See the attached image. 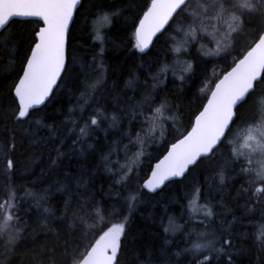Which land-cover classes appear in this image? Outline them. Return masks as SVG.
Here are the masks:
<instances>
[{
  "label": "snow or ice",
  "instance_id": "obj_1",
  "mask_svg": "<svg viewBox=\"0 0 264 264\" xmlns=\"http://www.w3.org/2000/svg\"><path fill=\"white\" fill-rule=\"evenodd\" d=\"M83 7L82 0H0V50L11 47L18 55L19 47L27 43L19 69L16 70L13 61L6 72L0 73V116L11 112L9 119L15 123L43 124L38 116L41 106L55 98L72 70L70 37ZM93 8L90 13L92 35L99 41L101 50L93 56V77L86 79L81 95L85 104L91 107L95 103L97 110L83 121V126L80 121H73V131L79 128V138L84 139L100 130L106 121L112 128H118L121 123L116 115L109 121L96 94L105 84L103 48L109 42L116 19L124 16L125 10L105 8L99 2ZM16 18L34 25L30 37L20 38L8 33L11 25L18 22ZM132 29L134 44L131 46L141 54V59L150 54L148 50L158 34L173 30L176 35L170 38L173 43L170 50L176 53V62L158 63L151 75V90L142 100L127 105L130 128L121 129L122 137L128 140L123 146L125 164L113 171L114 164H119V160H111L113 148L105 152L104 146L98 145L94 149L100 153L97 170L102 169L112 180L109 195L114 185L127 191L123 207L114 210L109 219L95 196L79 193L75 207L71 197L65 201L64 213L59 219L66 222L67 227L66 264H121L125 246L132 238L131 217L145 198L151 199L150 193L160 195L176 178L187 179L205 161L215 165L212 176L203 183L193 182L175 201L180 204L179 218L168 215L165 210L159 222L163 237L159 247L168 254L166 264H235L232 225L214 227L217 205L205 197V192L208 190L210 194L213 185L219 190L230 178L239 177L244 183L236 198L246 197V203L255 200L256 204L264 205V0H145L132 21ZM246 32L243 50L235 52L232 64L219 76L204 78L206 87H201L200 92L206 102L193 113L190 130L181 133L170 146L165 145L167 154L149 168L150 176L133 186L146 149L163 138L165 124L175 123L182 111L168 98L160 99L154 93L164 85L169 72L180 81V88L196 74V68L189 61H184L177 71L181 53L188 52L190 44L199 43L198 34L206 33L213 37L216 47L204 51L201 46L203 55L218 57L225 53L227 58L233 55L238 38ZM177 36L181 39L177 40ZM135 84L136 80L130 79L126 86L131 88ZM52 131L55 132V128ZM122 143V140L114 142L117 154ZM15 148L13 137L0 149L5 162L0 173L4 178V192L0 197V242L8 252L17 249L29 228L24 216L32 207L50 212L44 207L49 199L47 191L17 187L18 165L9 155ZM90 179L81 176L76 181L77 187L87 190ZM100 191H103L102 185ZM76 236L79 239H72ZM255 239L264 250V209L256 226ZM145 264L152 261L146 260Z\"/></svg>",
  "mask_w": 264,
  "mask_h": 264
},
{
  "label": "trees",
  "instance_id": "obj_2",
  "mask_svg": "<svg viewBox=\"0 0 264 264\" xmlns=\"http://www.w3.org/2000/svg\"><path fill=\"white\" fill-rule=\"evenodd\" d=\"M97 2L102 3L105 8L122 7L125 10V15L116 19L115 26L109 34V42L103 48L105 84L96 94V100L103 105L101 110L109 117V121L112 115H116L120 117L121 123L118 128H112L106 121L100 130L84 139L79 138V128L73 131L75 127L73 121H80L83 126V121L97 110L95 103L91 107L85 104V98L81 95L86 79L93 77L91 67L93 56L101 50L98 47L99 41L92 35L90 17V13L95 10L93 5ZM82 3L84 7L76 17V25L70 37L72 70L65 77V84L60 86L55 98H51L38 113L43 124L37 125L34 121L15 123L9 119L11 112L7 116H0V149H3L13 137L16 145L15 151L9 155L18 165L15 175L17 187L26 186L36 192L47 191L49 199L44 207L50 209L49 213H44L43 208L32 207L24 216L29 228L14 252L6 251L0 242V264H53V262L66 264L64 242L68 238L67 227L66 222H62L59 217L63 215L65 201L70 197L72 206L75 207L76 201L80 199L79 193L95 196L105 217L109 219L112 218L114 210L123 207V198L127 191L121 190L120 185H114V191L109 195L112 180L102 169L97 170L101 163L100 153L94 149L98 145L104 146L105 152L109 147L113 148L111 160H119V164H114L113 171L125 164L123 146L128 144V140L122 137L121 129L127 131L130 128L125 111L127 105L142 100L144 94L151 90V75L157 70L158 63L176 62V53L170 50L173 47L170 38L176 35L173 30L159 35L149 49L150 54L143 59L131 46L134 44L132 21L140 13L145 0H83ZM17 21L11 25L8 33L20 38L25 35L30 37L34 25L23 20ZM208 31L210 32L211 28ZM179 39L181 37L177 36V40ZM198 40L199 43L189 45L188 52L181 53V64L177 65L179 72L184 61L191 62L196 68L195 76L180 88V81L174 79L169 72L164 85L161 86L162 90L157 89L154 93L160 99L168 98L171 103L182 108V111L178 113L179 119L175 123L168 121L165 124L163 138L146 149L133 186H136L137 181L149 176V168L166 153L165 145L170 146L181 133L190 130L189 124L194 119L193 113H196L202 102H206L200 92L201 87H206L203 83L204 78H213L214 74L219 76L232 64L235 52L243 50L247 32L238 38L239 42L235 45L233 55L227 58L225 53L218 57L203 55L201 46L204 51L214 50L216 47L211 35L200 33ZM16 43L19 45L20 41L17 40ZM26 48L25 42L19 47L18 55L11 47L0 50V73L6 72L13 61L18 70L19 61L23 59ZM130 79L136 80L135 86L131 88L126 86ZM53 128L55 132L52 131ZM136 130L139 131L138 128ZM121 140L123 143L119 145L120 150L117 154L114 142ZM4 164L3 152L0 151V173L4 169ZM214 170L215 165L205 161L187 179L175 180L160 195L150 193L151 199L145 198L144 203L131 217L132 238L125 246L121 264H145L149 259L152 264H166L168 254L159 247L163 240L159 223L161 217L165 215L167 209L168 215L179 218L180 204L175 201L184 195L185 190L193 182L209 181ZM81 176L85 180L91 178L87 190L77 187L76 181ZM243 183L239 177L230 178L219 190L215 185L210 194L206 190L205 197L211 198L217 205L218 215L214 227L219 229L232 225L230 234L235 244L233 253L235 264H264V250L255 239L256 226L260 223L264 205L256 204L255 200L246 203V197L236 198ZM3 192L4 178L0 174V197L3 196ZM117 192L120 193L119 196ZM180 223H183V220H180ZM72 239H79V236Z\"/></svg>",
  "mask_w": 264,
  "mask_h": 264
},
{
  "label": "water",
  "instance_id": "obj_3",
  "mask_svg": "<svg viewBox=\"0 0 264 264\" xmlns=\"http://www.w3.org/2000/svg\"><path fill=\"white\" fill-rule=\"evenodd\" d=\"M82 2H83V0H82ZM17 20H23V18H16ZM158 36H159V34H158ZM155 39L156 38H154V40H153V43H154V41H155ZM150 48H151V46H150ZM149 48V49H150ZM149 51V50H148ZM51 99V98H50ZM46 104H47V102H46ZM43 106H45V105H42L41 106V108L43 107ZM167 153H165L164 155H166ZM163 158V156L160 158V159H162ZM158 161H156L155 163H157ZM155 163H154V165H153V167L155 166ZM149 176H150V173H149ZM182 178H176V180H181ZM146 191V190H145ZM159 191V190H158ZM151 194H154V193H151Z\"/></svg>",
  "mask_w": 264,
  "mask_h": 264
}]
</instances>
